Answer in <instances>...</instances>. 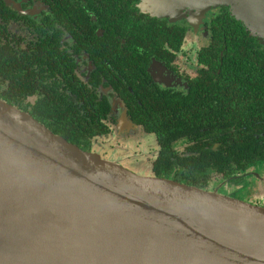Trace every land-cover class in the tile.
<instances>
[{"label":"flooded vegetation","instance_id":"af4514ba","mask_svg":"<svg viewBox=\"0 0 264 264\" xmlns=\"http://www.w3.org/2000/svg\"><path fill=\"white\" fill-rule=\"evenodd\" d=\"M145 1L0 0V100L52 132L75 134L82 120L96 135L100 121L105 132L82 142L89 152L140 172L146 146L153 177L162 149L146 122L163 119L182 134L172 144L174 181L198 179L264 207V44L230 8L172 22ZM242 190L248 200L237 198Z\"/></svg>","mask_w":264,"mask_h":264},{"label":"water","instance_id":"95a60500","mask_svg":"<svg viewBox=\"0 0 264 264\" xmlns=\"http://www.w3.org/2000/svg\"><path fill=\"white\" fill-rule=\"evenodd\" d=\"M160 18L223 7L264 44V0H146ZM0 264H264V207L143 176L0 100Z\"/></svg>","mask_w":264,"mask_h":264},{"label":"trees","instance_id":"16d2710c","mask_svg":"<svg viewBox=\"0 0 264 264\" xmlns=\"http://www.w3.org/2000/svg\"><path fill=\"white\" fill-rule=\"evenodd\" d=\"M260 49H262V47H259L258 45V51H257V56H258V76H257V80H258V84L259 87L257 88V93L258 95H262L264 96V76H260L261 75V66H262V62H264V52L261 51ZM263 103V101L261 102V104ZM261 113L263 112V110H260ZM99 124H101L100 121H97V123L95 124V128L98 131V134L96 133V135L102 134L105 131H102L99 127ZM146 125L148 126V130L152 131V132H156V134L159 137V142L161 144V149H162V156L160 158V160L158 161V163L156 164V175L158 178H165V179H172L174 180V178L171 177V174L174 170V168L171 166L170 164V157L173 154L172 151V144L173 141L175 139H178L182 136V134L180 133H176L173 129L175 128L170 122H167L166 124L163 123V119H156L154 122H146ZM184 128H180L181 130H185L186 126H182ZM74 130L76 131L75 134H68V133H63L61 131H59L58 129L52 128L53 133L57 136L61 135L64 138L67 139V141H69L70 143H74L75 145H78L82 150L89 152L90 149L89 147H86L82 144V142H85L89 137H94L96 136L94 133L90 132V126L89 125H85L84 121L81 120L80 122V126L79 129L74 126L73 127ZM201 128H196L197 131L200 132ZM102 132V133H99ZM192 134H190V138H192L194 141H196V137H194L195 135V131H191ZM264 140V138H263ZM254 141V138H253ZM255 143H258V141H254ZM86 145H89V143H87ZM257 155L260 154V158H264V150H258L257 151ZM162 171H164V175H162ZM202 172V171H201ZM201 172L199 175L194 176V178L196 177H200L201 176ZM182 184H186L189 186H193V187H197L200 189H205L207 190V188L205 186H202L200 184V181L197 179L196 183L193 182H180Z\"/></svg>","mask_w":264,"mask_h":264},{"label":"rangeland","instance_id":"374dc122","mask_svg":"<svg viewBox=\"0 0 264 264\" xmlns=\"http://www.w3.org/2000/svg\"><path fill=\"white\" fill-rule=\"evenodd\" d=\"M145 138H147L150 141H153V140L156 141L154 136H146ZM113 139H114V145H116V146H118L117 143L123 141V140H120V139H117V138H113ZM129 145H130L129 143H125L124 146H123V143H122L123 147L129 146ZM145 148H146V146H143V149L140 150V151H144V152H143L142 157L138 158V159H140V164L142 166H145V167H143V170L138 172V171H134L130 167H128V168H130V170L134 171V173H136V174L143 175V176H148L147 174H148V167L149 166H148V160H146V158H145L148 151ZM116 150H119V149H116ZM106 159L108 161L117 163L116 162V156H114V155H109L108 158H106ZM248 192L249 191H247V190H242L241 192L238 193L237 198L243 199V200H248V196H247Z\"/></svg>","mask_w":264,"mask_h":264}]
</instances>
